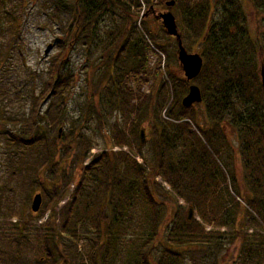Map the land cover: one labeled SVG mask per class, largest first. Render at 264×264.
I'll return each instance as SVG.
<instances>
[{"label": "trees", "instance_id": "trees-1", "mask_svg": "<svg viewBox=\"0 0 264 264\" xmlns=\"http://www.w3.org/2000/svg\"><path fill=\"white\" fill-rule=\"evenodd\" d=\"M56 1L53 10L55 12L59 11L60 4L71 6V13H68L69 17L63 24L67 34L65 45L69 42L75 44L80 39L86 41L85 43L90 42L98 27L106 29L107 40L102 48L103 56L98 61L99 69L101 67L104 69L103 77L95 84L92 91L94 95V91L96 92L98 88L102 90L98 106H103L105 111L104 106L108 105L109 97L118 98L117 107L115 109L106 107V111L118 109L117 111L125 117L124 122H129V128L136 136L139 128L147 122L153 135V146L150 150L156 175L177 191L187 203L194 204L199 209V218L204 225L213 227V230L206 232L204 226L194 219L187 220L185 217L179 225L169 230L172 231L171 238L175 243L172 239L167 242L174 243L175 250L180 247L218 251L224 242V234L215 229L229 226L236 229L239 224L238 214L242 219L246 216L253 221L255 217L250 213V209H255L256 216L264 222V206L261 204L262 200H258L257 190L255 191L264 181V91L257 73L258 54L255 49L258 45L264 51V0H251L260 24L259 43L256 44L248 35L240 0H218L221 9L218 14L214 13L213 18L219 20L211 18L213 2L216 0H173L174 5L170 9L174 7L179 13L180 31H183L182 34L179 31L182 43L183 40L197 43L203 61L202 70L193 84L200 89L204 115L207 124H212V129L206 131L198 129L200 138L196 132H189V125L185 121L193 119L190 110L194 105L183 108L180 104L187 91V83L180 82L183 90L179 98H174V95L169 98L161 86L159 67L152 69L148 67V39L135 34L136 20L133 16L138 18L142 6L149 8L153 6L154 0ZM160 1L156 2L158 8L154 6L158 10H161L163 5L166 7L165 4L171 0ZM166 8L168 10V7ZM19 9L20 12L23 11L21 5ZM18 14L17 17L12 12L4 15L6 20H10L9 24L15 28L12 26L8 30L7 42L2 45L3 50L0 52V86H2L0 97L6 96V99L11 101L17 99L19 94L28 97L26 90L22 91L26 87L12 63V53H15L18 45L15 26L19 19ZM115 15L123 21L119 27L117 23L103 25L106 19L114 22ZM140 24L146 30V20L142 19ZM164 36L167 37L166 39H173L166 33ZM148 38L156 48L164 51L153 35L148 34ZM128 54L133 56L131 61L128 60ZM58 62L54 61L50 68L49 79L44 83L41 92L37 96H34L32 91L29 92L32 100L31 117L26 123L25 130L19 133L20 140L12 138L9 131L6 134L13 142H25L22 144L33 149L30 150V157L36 162H39V154L35 150L42 141H45L44 137H40L38 123L42 120L39 116V108L48 103L43 119L47 120L46 125L47 127L50 125L52 131L61 123V118L54 115L56 113L58 116L64 115L66 107L64 96L71 88L72 81ZM150 80L151 90L145 96L140 93V86ZM173 88L176 92L175 85ZM134 100L135 102L132 103ZM162 110L166 119L153 120V115H160ZM51 113L54 118L56 117L53 118L54 120L52 116L50 118ZM97 117L99 118V114ZM51 121L52 123H49ZM224 125L234 128L239 137V152L245 175L243 188L236 181L235 174L231 173L230 179L234 189L232 200L235 202L236 198L241 197L240 201L244 203L245 208L235 202L234 209L237 213L225 212L226 214L220 218L222 205L214 202L212 193L217 187L214 184L216 179L214 155L221 141L226 142ZM190 134L198 142L194 143L197 149L183 150L177 157L183 156L187 161L176 162L173 152H177L175 148L181 144L186 146L187 135ZM135 135L137 142L138 138ZM55 138L58 139L57 136ZM55 138L51 141L50 148L45 149L39 172L58 157ZM124 139L113 142V146L129 145ZM138 140L140 142V138ZM185 146L182 149H185ZM87 147L88 152L91 146ZM56 184L51 185L52 190H45L50 208L63 200L67 193L66 189L60 190ZM149 184H152V187ZM157 185L160 184L153 181L150 172L143 170L125 153L114 154L106 151L94 156L82 171L77 190L72 193L63 222L57 226L54 219L48 218V221L38 227L40 235L37 236V242L41 250L40 257L36 258V261L39 264L63 262L59 246L62 245L63 236L68 235L76 239L77 226L89 222L96 231V237L91 239L93 246L89 256L90 264H179L180 256L165 247L158 262L151 259V252L161 240L158 231L159 218L166 209L157 199ZM138 204L140 205L139 220L135 221L134 210L136 211ZM72 211L73 234L67 225L70 221L68 216ZM101 224L105 225L104 230H100ZM237 234L234 239L240 238L239 229ZM21 241L17 238L14 243L19 245ZM245 245L242 244V251H251ZM122 254L125 260L121 262Z\"/></svg>", "mask_w": 264, "mask_h": 264}, {"label": "rangeland", "instance_id": "rangeland-1", "mask_svg": "<svg viewBox=\"0 0 264 264\" xmlns=\"http://www.w3.org/2000/svg\"><path fill=\"white\" fill-rule=\"evenodd\" d=\"M158 1L161 2L160 0H154L153 6L151 5L149 8L142 6L138 18L133 16V19L136 20L134 31L135 34L148 39V67L150 69L156 66L159 67L161 76L159 79L163 90L167 92L169 98L172 95H174V98H179L183 90L180 82L184 81V76L179 68L175 41L169 38L166 39L165 33L162 32V26L154 18V14L167 11L164 5L160 8L161 10L157 9L158 4L156 2ZM219 1L213 2L212 20H219L216 17L213 18L214 13L217 12L218 14L221 9L220 5H218ZM240 2L248 35L255 44L259 43L260 24L255 10L252 8L251 0H240ZM56 3V0H0V52L3 50L2 45L7 42L8 30L13 26L9 24L10 20H6L4 15L8 12H12L15 15L19 13V19L15 24L18 33V45L15 53H12V63L21 76L24 87H26L22 91L26 90L28 93L27 98L19 94L14 101L7 100L6 96L4 98L0 97V264H39L36 261V258L40 257L41 250V246L37 242V236L40 235L38 227L48 221V218L54 219V223L57 226L63 222L66 217L68 204L71 202L72 193L77 190L76 188L85 166L93 160L94 156L106 151H111L114 154H127L143 170L150 172L155 183L160 184L156 186L158 191L157 199L164 204L166 209L159 218L158 231L161 242L159 241L155 245L150 254L154 262L159 261L165 247L171 252L175 251L174 254L180 256L181 262L179 264H264V222L256 216L255 209H250V213L255 217L253 221H250V218L245 215L242 219V216L238 214L237 220L239 224L236 229L231 226L215 229L224 234V242L218 251L196 248L181 249L180 247L175 250V240L171 238L173 234L169 230L179 225L182 219L187 217L190 208L192 209V219L204 226V231L213 230V227L204 225L199 218V209L194 204L187 203L177 191L173 190L168 183L156 175L150 150L151 146H153V135L147 122L139 128L137 136L134 134L139 139V131L143 130L145 144L142 145L138 139L136 142L133 132L129 128V122H124L125 117L117 111L118 109L116 111H106V107L109 109L117 107L118 98L109 97L108 105L104 106V111L103 106H98L102 90L98 88L92 95L95 84L103 77L104 69L102 67L99 69L98 61L103 56L102 48L105 40H107L106 29L98 27L93 34L92 40H89L90 42L85 43L86 41L80 39L75 44L69 42L65 45L67 34L63 24L71 13V6L60 4L58 7L59 11L55 12L53 10ZM20 5L23 9L22 12L19 9ZM170 11L174 15L180 31L179 13L174 7ZM142 19L146 20V30L140 24ZM105 21L106 23L103 24L105 26L117 23L119 27L123 23L118 15H115L114 22L108 19ZM148 34L153 35L158 40L164 51L149 42ZM183 46L188 53L199 54L200 50L197 43H188L183 40ZM257 47L259 46L255 47L258 54L256 68L257 73H259L261 65H264V51L260 47L257 49ZM61 52L63 54L60 55ZM59 55L61 56L60 59ZM132 57L131 54L130 56L128 54L129 61H131ZM54 61L56 63L59 61V66L63 68L65 74L69 75L72 83L69 93L64 96L66 106L64 115L58 116L57 113L54 115L59 119L61 118V123L52 131H50V125L48 127L46 125L47 120L43 119L48 103L41 105L39 108V116L42 120L38 123L40 137H44L45 141H42L35 150L39 154V162H36L31 160L32 158L30 157V150L33 149L22 144L25 142H13L12 138L20 140L19 133L25 130L26 123L31 117L32 100L29 92L32 91L34 96L41 92L44 83L49 79V71ZM193 81L186 84L187 91L185 95L188 92V87L195 85ZM107 83L109 82L107 81ZM151 85L152 81L150 80L140 86V93L145 96L148 95ZM173 85H175L176 92ZM131 87L133 88V86ZM134 102L135 100L132 101V103ZM97 114H99V118ZM190 114L193 119L185 120L189 125V132H196L198 138H200V134L197 133L198 129L202 131L212 129V124H207L202 103L195 104L191 108ZM51 116L52 120L56 118H54L52 113L50 118ZM165 119L164 110H162L160 115H153V120L155 121H164ZM49 123H52V121ZM59 129L61 133L57 139L55 137L58 136ZM7 131H9L12 138L6 135ZM223 133L226 142L221 141L218 145V151L214 155L216 163L214 167L216 173L214 184L217 187L212 193L214 202L222 205L220 218L226 214L225 212L229 214L230 212L237 213L234 209L235 202L245 208L244 203L240 201L241 197V199L236 198L235 202L232 200L234 189L230 179V174H235L236 181L243 188L245 175L242 171L243 162L239 152V137L235 129L227 125L223 126ZM172 134H174V131H172ZM54 138L58 157L55 158L53 163L39 172L41 170L39 167L44 159L45 149L50 148V143ZM121 138H125L124 140L129 145L113 146V142ZM194 143L198 142L192 134L187 135L186 146L181 144L175 148L178 153L173 152L176 162L180 160L187 161L183 156L180 158L177 156L183 150L197 149ZM87 146H91L88 152L86 151ZM184 146L185 149H182ZM33 163L37 164L34 165ZM54 183H57L56 185H58L60 190L66 189L67 193L63 200H60L54 207L50 208L45 190H52L51 185ZM149 185L152 187V184ZM256 190L258 200H262L261 204L264 206V181ZM38 193L42 197L41 206L37 213H32L30 211L32 198ZM139 207L140 205L138 204L136 211L134 210L133 217L135 221L139 220ZM68 219L70 220L67 224L68 229L72 233L73 211L70 212ZM104 228L105 225L101 224L100 230H104ZM238 229L239 233H241L240 238L234 239L238 235ZM95 232L92 225L88 222L85 225L77 226L76 239L68 235L63 236L62 245H59L63 262L58 264H90L89 256L93 246L91 239L96 237ZM232 237L233 239H231ZM17 238L22 240L19 245L14 243ZM170 239L174 243L167 242ZM243 243L251 251H242L241 246ZM177 259L180 261L179 258ZM120 260L121 262L125 260L123 254L120 256Z\"/></svg>", "mask_w": 264, "mask_h": 264}, {"label": "water", "instance_id": "water-1", "mask_svg": "<svg viewBox=\"0 0 264 264\" xmlns=\"http://www.w3.org/2000/svg\"><path fill=\"white\" fill-rule=\"evenodd\" d=\"M166 7L171 8L174 5V1L171 0L167 2ZM152 10V9H151ZM150 10V11H151ZM154 14V13H153ZM156 21L160 22L164 32L167 36L174 39L177 46V60L179 62L180 71L183 73L184 81L190 83L195 78H197L202 70L203 61L201 56L198 53H188L182 43L181 34L178 30L175 17L170 11L164 13L154 14ZM260 83L264 91V65L262 64L259 70ZM202 102L201 93L197 86L190 85L188 87V92L181 101V106L183 108H190L195 104H200ZM61 133V130L58 131V136ZM139 138L141 144H145L144 132L140 130ZM42 202L41 194H35L32 198L30 205V211L32 213H37L40 209ZM192 219V209L190 208L187 213V220Z\"/></svg>", "mask_w": 264, "mask_h": 264}]
</instances>
